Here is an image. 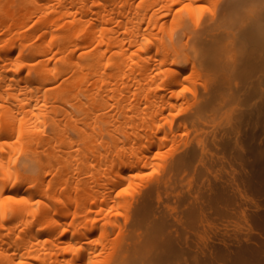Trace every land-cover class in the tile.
I'll list each match as a JSON object with an SVG mask.
<instances>
[{"label": "bare ground", "instance_id": "6f19581e", "mask_svg": "<svg viewBox=\"0 0 264 264\" xmlns=\"http://www.w3.org/2000/svg\"><path fill=\"white\" fill-rule=\"evenodd\" d=\"M187 252L264 264V0H0V264Z\"/></svg>", "mask_w": 264, "mask_h": 264}, {"label": "rangeland", "instance_id": "374dc122", "mask_svg": "<svg viewBox=\"0 0 264 264\" xmlns=\"http://www.w3.org/2000/svg\"><path fill=\"white\" fill-rule=\"evenodd\" d=\"M236 218H239V220H238V219L236 220ZM236 218H232V219H234V221L231 220V219H230V220L233 221V222H236V223H239V222L241 223V219H240V217H236ZM182 222H183V223H182ZM181 223H182V224H181ZM180 225H181V226H180V230H181V231L179 232V234L182 233L181 236H180V237H181V238H180V241H182V243H180V245H181V246L183 245L182 247H183L184 249H186V250H189L188 247H190V250H189V251L191 252V251L194 250V246H195V245H194V244H195V242H194V241H195V238L192 239V237H193L192 234H197L198 232H197L195 229L187 228L186 225L184 224V221H183V220H181ZM183 227H185V228H183ZM187 229H188L189 232L187 231ZM192 230H193V231H192ZM186 231H187V232H186ZM191 231H192V232H191ZM183 234H184V236H183ZM188 236H189V237H188ZM184 237H185V238H184ZM186 238H187V239H186ZM184 239H185V240H184ZM189 239H190V240H189ZM191 241H193L194 244L191 243ZM189 242H190V243H189ZM186 243H187V244H186ZM192 244H193L194 246H193ZM188 245H189V246H188ZM191 254H192V253H191ZM191 254L188 253V252H187L186 254H182L181 257H180V258H181V261L183 260V256H184V258H185V257H186V258L188 257V260H189L190 263L187 262V264H191V263H192L191 256L189 257V255H191ZM186 255H187V256H186Z\"/></svg>", "mask_w": 264, "mask_h": 264}, {"label": "snow or ice", "instance_id": "6c2138e0", "mask_svg": "<svg viewBox=\"0 0 264 264\" xmlns=\"http://www.w3.org/2000/svg\"><path fill=\"white\" fill-rule=\"evenodd\" d=\"M124 192H127V189H125ZM120 194H121V193H117V195H120ZM9 199H11V197H9ZM16 199H18V198H16ZM64 231L67 232L68 230L65 229Z\"/></svg>", "mask_w": 264, "mask_h": 264}]
</instances>
